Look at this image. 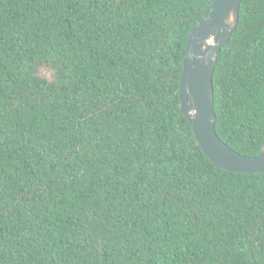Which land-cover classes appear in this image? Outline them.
Segmentation results:
<instances>
[{
	"label": "trees",
	"instance_id": "1",
	"mask_svg": "<svg viewBox=\"0 0 264 264\" xmlns=\"http://www.w3.org/2000/svg\"><path fill=\"white\" fill-rule=\"evenodd\" d=\"M213 0H0V264H264V171L215 166L180 113ZM215 129L264 151V0L212 75Z\"/></svg>",
	"mask_w": 264,
	"mask_h": 264
},
{
	"label": "water",
	"instance_id": "2",
	"mask_svg": "<svg viewBox=\"0 0 264 264\" xmlns=\"http://www.w3.org/2000/svg\"><path fill=\"white\" fill-rule=\"evenodd\" d=\"M241 0H213L202 19L188 32L179 82L180 113L192 127L207 158L217 167L234 172L264 171V151L240 154L218 136L213 109L212 75L221 48L239 19Z\"/></svg>",
	"mask_w": 264,
	"mask_h": 264
}]
</instances>
